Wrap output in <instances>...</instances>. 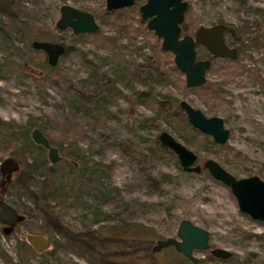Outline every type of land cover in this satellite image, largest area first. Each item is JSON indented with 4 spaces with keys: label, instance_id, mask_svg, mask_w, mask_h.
Wrapping results in <instances>:
<instances>
[{
    "label": "rangeland",
    "instance_id": "374dc122",
    "mask_svg": "<svg viewBox=\"0 0 264 264\" xmlns=\"http://www.w3.org/2000/svg\"><path fill=\"white\" fill-rule=\"evenodd\" d=\"M184 1L181 35H192L198 26L231 24L235 38L224 35L226 43L235 49L240 44L237 35L245 47L233 59H208L206 51L196 47V59L210 60L205 73L209 90L182 92L172 84L149 87L136 78L132 87L151 88L159 97L171 94L205 115L220 116L229 130L223 143L187 127L175 130L162 117L153 120V105L138 103L132 91L119 83L115 85L121 94L110 97L107 110L97 114L99 124L93 125L86 109L72 101L76 91L85 94L102 88L103 78L112 79L117 65L133 72L151 54L153 38L117 28L113 18L103 13L104 0L19 1L17 14L32 23L35 34L54 25L62 4L93 10L98 31L78 36L64 29L49 36L48 41L65 47L50 66L53 69L41 68L45 55L25 45L11 22L0 16V27L10 37L8 41L0 38V119L26 124L29 117H38L47 126L48 139L74 142L90 158L88 168H100L98 176L92 172L91 179H86L88 186L79 197H70L67 206H55V212L73 229L93 230L98 251L88 243L78 249L54 234V249L50 243L41 252L21 253L24 248L16 241L24 240L23 230L45 234L50 240L48 232H40L39 220L26 218L23 229L10 235L2 233L0 223V264H192L170 248L150 254L154 238L175 236L182 218L208 230L210 248L220 246L231 252L221 259L198 250L194 253L201 260L198 264H264V220L239 211L229 188L202 166L210 157L236 177L255 174L264 179V42L258 49L246 46V38L254 34L264 41V0ZM94 74H99L95 86ZM162 129L197 154L200 171L182 169L175 155L160 146L157 134ZM6 156L12 155L0 151V160ZM52 164L58 170L65 167L61 156ZM8 180L0 185V198L26 211L30 200L22 188L7 186ZM29 187L38 190L39 184L29 183ZM51 249L53 254L48 255Z\"/></svg>",
    "mask_w": 264,
    "mask_h": 264
},
{
    "label": "trees",
    "instance_id": "16d2710c",
    "mask_svg": "<svg viewBox=\"0 0 264 264\" xmlns=\"http://www.w3.org/2000/svg\"><path fill=\"white\" fill-rule=\"evenodd\" d=\"M19 1L21 0H0V16L6 17L11 22L13 31L15 34L22 36L21 40L25 45L30 47V43L33 40L48 41L49 36H52L59 31L53 25L45 32L39 31L35 34L32 30V28H34L32 23L28 19L20 18L17 14ZM138 6L136 0H134V3L130 7L111 11L103 10V13L113 18V23L117 28L125 29V31L132 30L146 39L153 38V45L150 46V56L146 57L143 60V63L135 65L134 70H138V75L135 74L134 70L133 72H127L125 69L126 67L117 65L112 71V79L105 78L104 80L103 78L104 86L102 88L85 94L82 92L77 93L76 91L71 99L73 102H77L82 105V108L86 109L88 116L92 117L93 125L97 123L99 124L100 121L97 114L100 115L101 111L105 112V110H107V104L110 97L121 94L115 85L116 83H119L122 87L132 91V94L136 97L138 103L148 102L153 105V120L157 117H162L165 119L166 123L174 127L175 130H183L185 129L184 127H187L193 131H197V129L192 127L187 121L184 112L179 109V99L175 96L171 94H163L159 97L151 91V88L147 90H136L134 86L132 87V82L136 78L140 80V83L149 87L161 84H172L182 92L192 90L191 88L189 89L185 87L181 79V73L172 63V55L168 52L161 51L159 48V41L151 31L145 28L144 22L140 20L137 11ZM86 11L93 15L92 9ZM224 27V35L235 38L236 29L234 30L231 24H224ZM262 37L263 36L254 34L246 38L248 44L246 46L256 49L263 47L264 41ZM0 38L3 41H8L10 38L1 27ZM236 40H240V44L235 46V50L238 54L241 49L245 47L246 43H243L244 41L239 39L237 35ZM39 52H41L42 55L44 54L42 51ZM207 56L208 59L211 58L208 54ZM44 66L53 69L47 64L45 58L43 59V66L41 65V68ZM97 77H99V74L98 76H95V74L93 75L94 80L92 81V84L94 86L96 85V80L99 79ZM124 79L126 81H124ZM86 83L88 85L90 81H87ZM202 89L206 91L211 89V87H209V84L205 83L196 87V91H201ZM127 97L129 98V96ZM88 104H91V107H87ZM31 127L40 128L44 135L47 131L46 124L38 117H29L26 120V124H19L13 120L6 121L0 119V151L8 150L9 154H11L17 161V167L8 176L9 180L7 186L12 185L22 188L24 195L32 204L26 211L23 209L19 210L17 205H13L19 213V218L8 233H2L4 235H10L14 231H21L23 229V221L26 218H30L34 221L39 220L40 232H48L50 243L53 246L52 249L57 246L54 234H58L64 239L63 243H68L72 246L78 247V249H81L80 247L84 248V243H88L98 251V248H100L99 245H97L98 238L94 235L93 230H88V228L73 229V226H70L67 222L63 221L57 212H55V206L58 204L67 206L69 205L68 199L70 197H79L83 193L81 190L84 189V186H88V181L86 179H91L90 174L92 172L98 176L100 173L98 170H100V168L96 166L94 169L88 168L86 160H90V158L86 156L83 153V149L75 145L74 142L69 140L67 143H64L56 141L50 136L48 139L50 144L57 148L61 153L60 156L62 157L63 162H65V167L60 170L56 169L55 164L50 163L46 159L44 155L45 149L31 140L29 134ZM160 146L167 150L162 144H160ZM34 182H38V190L29 187V183L31 184ZM6 201L10 203V201ZM21 204L24 206L22 202ZM16 242L21 244L24 248L21 253L24 252L26 254L28 251H34L25 240L17 239ZM122 246L124 247L125 245ZM145 247L148 250L149 246L145 245L144 248ZM17 248H20V246L18 245ZM52 249L47 251L48 255L53 254ZM0 254H3L1 249Z\"/></svg>",
    "mask_w": 264,
    "mask_h": 264
},
{
    "label": "water",
    "instance_id": "95a60500",
    "mask_svg": "<svg viewBox=\"0 0 264 264\" xmlns=\"http://www.w3.org/2000/svg\"><path fill=\"white\" fill-rule=\"evenodd\" d=\"M133 3L134 0H104V9L106 11L117 10L130 7ZM186 8L187 3L184 0H145L139 4L137 11L145 28L151 31L159 41L160 50L172 55V63L181 73L185 87L196 88L205 83V73L210 66V60L196 59V47H202L212 58L233 59L237 52L226 43L225 27L219 23L207 27L198 26L192 35H181V24ZM54 27L59 31L68 29L73 35L98 31V25L92 14L68 4L59 6ZM30 46L32 49L44 53L49 66H54L58 58L65 52L64 45L59 42L33 40ZM178 107L184 112L190 125L210 136L213 142L223 143L228 138L229 130L220 116L205 115L185 99L178 100ZM29 134L34 143L45 149L46 157L50 163H54L60 158L57 148L50 144L48 138L38 127L31 128ZM157 138L175 155L182 169L200 171L197 154L175 139L168 131L160 130ZM202 166L213 179L229 188L239 211L254 220H264L263 178L255 174L236 177L210 157L203 160ZM16 167L17 161L12 156L3 157L0 160V185L6 182ZM18 218L19 213L16 208L0 198L1 231L4 234L8 233ZM22 232L24 240L35 252H41L50 246V240L45 234L25 230ZM208 238V230L192 223L187 218H182L178 222L175 236L157 239L152 250L172 245L176 251L194 260L191 255L192 248L205 249L208 246ZM209 252L221 259L231 255L229 250L220 246H212L209 248Z\"/></svg>",
    "mask_w": 264,
    "mask_h": 264
},
{
    "label": "flooded vegetation",
    "instance_id": "af4514ba",
    "mask_svg": "<svg viewBox=\"0 0 264 264\" xmlns=\"http://www.w3.org/2000/svg\"><path fill=\"white\" fill-rule=\"evenodd\" d=\"M231 47V46H230ZM196 51V50H195ZM237 52V51H236ZM177 228V227H176ZM175 234H176V231H175ZM168 237V236H167ZM174 237V236H173ZM164 238H166V237H162V238H160V237H158V238H154V241L152 242V244L150 245V254H151V256H153V254L155 253V252H158V251H160L161 249H163V248H170L173 252H175V253H177L182 259H184V260H187V261H189V262H191L192 264H198L201 260H200V258H197L195 255H194V253L196 252V251H198V250H201V249H198V248H196V247H194V248H192V250H191V255H192V257L194 258V260L193 259H191V258H189V257H187V256H185V255H183L181 252H178V251H176L175 249H174V247L172 246V245H166V246H161L159 249H157V250H152V246L155 244V242H156V240L157 239H164ZM209 244H208V246L204 249V250H208V252H209ZM210 253V252H209ZM149 254V255H150ZM211 254V253H210ZM212 255V254H211ZM213 256V255H212ZM214 257H216V256H214ZM216 258H219V257H216Z\"/></svg>",
    "mask_w": 264,
    "mask_h": 264
}]
</instances>
